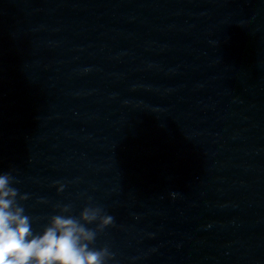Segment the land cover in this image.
Here are the masks:
<instances>
[{"label":"water","instance_id":"95a60500","mask_svg":"<svg viewBox=\"0 0 264 264\" xmlns=\"http://www.w3.org/2000/svg\"><path fill=\"white\" fill-rule=\"evenodd\" d=\"M8 170L115 264H264V0H0Z\"/></svg>","mask_w":264,"mask_h":264},{"label":"clouds","instance_id":"9594fccd","mask_svg":"<svg viewBox=\"0 0 264 264\" xmlns=\"http://www.w3.org/2000/svg\"><path fill=\"white\" fill-rule=\"evenodd\" d=\"M16 183L11 170L0 172V264H115L109 246H93L98 233L113 225L114 217L91 197H85L75 215L71 204L57 203L55 214L39 218L44 223L36 230L38 218L22 203L30 196L21 193ZM53 185L57 193L65 188L61 181Z\"/></svg>","mask_w":264,"mask_h":264}]
</instances>
